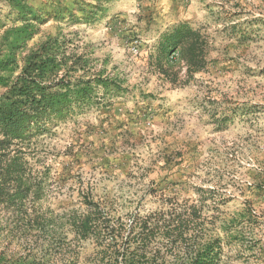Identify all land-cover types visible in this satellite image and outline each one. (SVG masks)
Masks as SVG:
<instances>
[{
  "label": "rangeland",
  "instance_id": "obj_1",
  "mask_svg": "<svg viewBox=\"0 0 264 264\" xmlns=\"http://www.w3.org/2000/svg\"><path fill=\"white\" fill-rule=\"evenodd\" d=\"M27 1L46 16L31 22L37 34L23 55L48 35L62 34L97 69L122 80L124 94L101 119L90 112L88 121L102 129L80 141L72 139L73 122L39 137L33 168L51 169L44 180L34 178L41 191L29 215L40 223L9 236L4 227L13 217L0 212V264H118L117 253V263L107 254L95 263L96 240H74L71 222L86 215L89 197L96 218L124 238L135 213L158 210L161 191L199 208V228L220 237L227 222L250 209L259 219L236 225V240H222V261L264 264V0ZM87 4L102 11L87 20ZM15 11L0 0V44L3 32L22 24ZM180 23L204 37L207 65L189 77L176 61L171 85L153 71L149 56L159 36ZM165 253L171 256L157 252ZM60 254L72 259L56 261Z\"/></svg>",
  "mask_w": 264,
  "mask_h": 264
},
{
  "label": "trees",
  "instance_id": "obj_2",
  "mask_svg": "<svg viewBox=\"0 0 264 264\" xmlns=\"http://www.w3.org/2000/svg\"><path fill=\"white\" fill-rule=\"evenodd\" d=\"M6 1L22 23L19 28L3 32L0 44L3 50L0 51V212L13 217L12 225L6 221L4 227L10 236L14 229L32 230L40 223L35 214L29 215L41 191L34 178L42 180L51 169L43 164L38 165L40 170L33 168L38 159L33 150L39 137L55 136V130L68 122L75 124L77 132L72 138L75 142L84 134L102 129L87 117L93 112L101 119L112 106V100L124 94V88L122 80L110 77L104 68L97 69L95 61L78 53L73 41L62 34L48 35L23 55L22 49L37 34L31 22L41 23L46 15L40 16L27 0ZM76 7L86 13L82 5ZM86 7L87 20L102 11L99 5ZM69 16L75 18L73 14ZM206 53L207 44L200 32L180 23L159 36L149 61L153 62L155 73L175 85L179 74L176 61L182 63L186 76L193 77L205 70ZM78 118L82 120L76 121ZM155 198L160 205L158 210L148 216L135 213L124 238L109 221L96 218L97 205L89 197L84 198L86 215L73 219L70 235L74 240H96L101 250L94 258L95 263L101 261L98 256L105 254L117 263V253L118 264H224L222 240H236L232 236L236 225L251 223L256 217L250 209L242 211L224 225L225 234L220 237L217 230L207 232L199 228L201 213L196 206L165 196L162 191ZM162 249L170 251L171 258L166 253L158 255ZM65 259L72 258L60 254L56 261ZM261 262L264 263V254Z\"/></svg>",
  "mask_w": 264,
  "mask_h": 264
}]
</instances>
